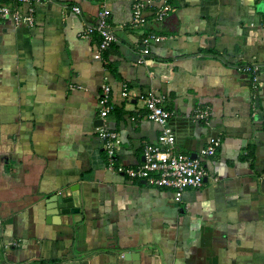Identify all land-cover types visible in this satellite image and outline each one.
Segmentation results:
<instances>
[{"label": "crops", "instance_id": "0c3cea01", "mask_svg": "<svg viewBox=\"0 0 264 264\" xmlns=\"http://www.w3.org/2000/svg\"><path fill=\"white\" fill-rule=\"evenodd\" d=\"M136 1L111 0L118 40L102 59L99 35L81 36L97 18L93 0H34L32 27L0 19V264H264V0H154L140 25ZM164 3L174 10L156 21ZM145 37L150 53L137 63ZM250 64L256 74L239 70ZM105 83L117 163L142 164L161 131L140 91L174 112L177 151L221 137L201 186L177 202L109 167L96 133ZM200 105L212 108L208 122L194 118ZM76 184L79 210L52 208Z\"/></svg>", "mask_w": 264, "mask_h": 264}, {"label": "built area", "instance_id": "2783aa9c", "mask_svg": "<svg viewBox=\"0 0 264 264\" xmlns=\"http://www.w3.org/2000/svg\"><path fill=\"white\" fill-rule=\"evenodd\" d=\"M93 1L99 4L97 18L93 23L87 24L81 36L89 38L94 34L99 35L95 58L102 59L103 53L118 38L109 22L111 16L109 4L111 0ZM153 2L154 0H138L135 2L132 20L135 25L146 22L144 9L146 6H152ZM23 5H27L26 13L22 11ZM72 9L76 13L82 12L81 7L78 5L73 6ZM173 10V6L168 3L160 5L155 11V20L163 21ZM35 11L34 0H0V19H13L16 24L25 22L32 27L35 24ZM261 26L264 27V18L261 21ZM153 39L160 42L163 37L155 36ZM143 43L142 55L138 58L137 63H144L146 61L145 56L150 53V37H145ZM258 68V65L250 64L240 66L239 70L256 74ZM121 94L125 99L131 100L132 90L126 82L122 84ZM136 96L143 103L147 118L160 125L161 131L158 140L155 143L145 144L144 161L139 166L126 167L116 162V154L120 147L121 138L117 129L105 122V118L113 110L114 105L111 103L110 85L103 84L99 105L101 108L100 115L104 121L103 124L97 127L96 133L98 138L102 140L104 149L107 152L109 167L127 174L132 180H144L158 187L170 188L174 192V199L180 202L187 188L199 187L204 183L208 176L204 159L216 155L222 144V139L219 136L209 137L196 157L186 152L177 151L175 147L176 135L169 125V120L173 117L174 112L166 107L164 98L153 89L140 91ZM211 115L212 108L209 105L197 106L194 111V118L198 121L208 122Z\"/></svg>", "mask_w": 264, "mask_h": 264}, {"label": "water", "instance_id": "95a60500", "mask_svg": "<svg viewBox=\"0 0 264 264\" xmlns=\"http://www.w3.org/2000/svg\"><path fill=\"white\" fill-rule=\"evenodd\" d=\"M103 124V120H102ZM193 157H196L197 154H193ZM79 185H73L70 189L60 190L58 193L53 195L52 199H49L50 202H53L56 205H52V208L61 210L63 213H73L79 210L80 205V194H79Z\"/></svg>", "mask_w": 264, "mask_h": 264}]
</instances>
